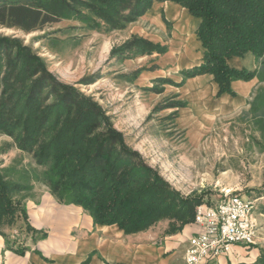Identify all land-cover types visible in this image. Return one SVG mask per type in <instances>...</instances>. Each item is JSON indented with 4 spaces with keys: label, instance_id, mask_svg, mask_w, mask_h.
<instances>
[{
    "label": "trees",
    "instance_id": "obj_1",
    "mask_svg": "<svg viewBox=\"0 0 264 264\" xmlns=\"http://www.w3.org/2000/svg\"><path fill=\"white\" fill-rule=\"evenodd\" d=\"M166 1L201 20L197 37L204 53L199 66L181 71L180 83L159 81L182 87L189 79L212 75L219 98L235 96L233 82L260 77L258 70H236L227 61L246 53H252L257 63L264 58V0H0V27L30 34L72 16L89 29L112 32L137 22L154 2ZM167 51L166 46L133 36L111 56L133 59ZM100 128L103 132L98 133ZM0 133L13 139L6 150L15 146L45 168L39 175L0 167V234L6 237L7 248L18 254L28 248H15L5 229L20 224L19 231L30 235L33 243L46 237L30 225L25 197H20L31 192L34 183L48 187L62 203L82 207L95 225H117L126 235L146 231L164 219L170 220L169 233H175L194 221L197 207L204 203L202 196L183 198L171 190L126 146L98 104L56 80L20 40L4 36H0ZM257 264H264V254Z\"/></svg>",
    "mask_w": 264,
    "mask_h": 264
},
{
    "label": "rangeland",
    "instance_id": "obj_2",
    "mask_svg": "<svg viewBox=\"0 0 264 264\" xmlns=\"http://www.w3.org/2000/svg\"><path fill=\"white\" fill-rule=\"evenodd\" d=\"M133 24L124 30L107 32L104 28L89 29L67 16L30 34L0 27V36L20 40L43 61L56 80L98 104L126 146L137 152L140 161L181 197L202 196L204 203L213 206L229 196H244L256 200V212H262L264 85L241 109H221L217 105L213 109L211 105L209 110L192 113L190 101L181 94L182 87L159 81L180 83L182 76L177 68L166 67L164 72H158L155 62L159 58L153 59L152 55L133 59L111 56L114 48L134 36L126 40V30ZM142 57L147 59L142 61ZM137 71L140 73L134 77ZM145 72L162 77L144 85L139 78ZM181 103L186 106L180 107ZM97 132H103V128ZM10 144H14L13 139L0 133L2 169L39 175L45 172L31 154L15 146L6 150ZM12 174V178L19 179ZM28 195L30 192L20 197ZM162 221L170 223L167 219ZM15 230V234L22 233L19 227Z\"/></svg>",
    "mask_w": 264,
    "mask_h": 264
},
{
    "label": "crops",
    "instance_id": "obj_3",
    "mask_svg": "<svg viewBox=\"0 0 264 264\" xmlns=\"http://www.w3.org/2000/svg\"><path fill=\"white\" fill-rule=\"evenodd\" d=\"M200 24V19L177 3L154 2L151 9L126 30V40L137 35L153 44L168 47L166 54L152 55L153 59L159 58L155 62L158 72L171 67L177 68L179 74L202 63L204 49L197 37ZM145 57L140 60L147 59ZM263 62L264 58L257 63L252 53L227 61L228 66L236 70L260 71L259 78L233 82L234 97L224 94L216 98L218 85L213 76L207 74L187 80L181 94L190 101L192 113L209 110L211 105L213 109L217 106L241 109L264 85ZM156 77L162 75L145 72L139 83ZM24 204L30 225L46 237L33 243L30 235L15 234V228L5 229L15 248L24 245L28 251L21 255L7 248L6 237L0 234V264H186L184 256L189 240L199 231L192 222L175 233H169V221H162L147 231L126 235L117 225H95L82 207L62 203L41 183L33 184ZM255 217V244L234 245L228 254L207 264H257L264 254V214L256 212Z\"/></svg>",
    "mask_w": 264,
    "mask_h": 264
},
{
    "label": "built area",
    "instance_id": "obj_4",
    "mask_svg": "<svg viewBox=\"0 0 264 264\" xmlns=\"http://www.w3.org/2000/svg\"><path fill=\"white\" fill-rule=\"evenodd\" d=\"M256 200L229 196L215 205L196 209L193 224L199 228L185 251L186 264H207L228 254L234 245L251 246L257 238Z\"/></svg>",
    "mask_w": 264,
    "mask_h": 264
}]
</instances>
